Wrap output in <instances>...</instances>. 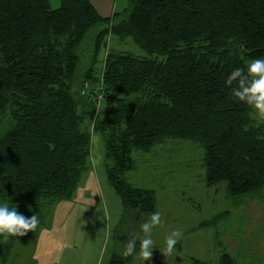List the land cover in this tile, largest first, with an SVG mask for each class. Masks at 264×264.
Here are the masks:
<instances>
[{
  "label": "trees",
  "instance_id": "trees-1",
  "mask_svg": "<svg viewBox=\"0 0 264 264\" xmlns=\"http://www.w3.org/2000/svg\"><path fill=\"white\" fill-rule=\"evenodd\" d=\"M59 2L0 0V201L25 217L69 201L91 169L87 116L104 136L106 180L135 225L157 201L126 180L131 155L168 138L200 146L205 186L223 184L233 208L264 191V125L226 85L232 70L264 57V0H128L106 17L90 0ZM109 37L131 39L143 55L112 50ZM0 240L3 262L12 240ZM190 264L238 263L222 252Z\"/></svg>",
  "mask_w": 264,
  "mask_h": 264
},
{
  "label": "rangeland",
  "instance_id": "rangeland-1",
  "mask_svg": "<svg viewBox=\"0 0 264 264\" xmlns=\"http://www.w3.org/2000/svg\"><path fill=\"white\" fill-rule=\"evenodd\" d=\"M49 3L52 9L60 5L59 0H49ZM127 6L128 0H116L112 2V13ZM108 44L116 52L143 55L131 39L117 41L109 37ZM104 54L103 47L98 59ZM105 107V103L101 104L102 109ZM253 123L264 125L256 120ZM82 127L91 136V170L96 182L86 195L92 192L95 196L89 199L82 194L85 175L69 201H60L46 215H39L36 231L8 239L12 240V247L3 262L0 253V264H96L97 261L109 264L112 255L123 256L124 243L130 237H142L144 222L133 224L132 214H124L106 180L104 136L92 131L90 116L83 120ZM131 156L135 169L126 176L156 190V207L162 214V225L152 234L155 242L152 258L146 262L141 259V263L134 253L131 263L135 257L140 262L136 260L137 264H190L191 258L216 263L220 254L226 252L238 264H264V191L233 208L223 184L214 188L205 186L202 150L191 140L168 138L149 152L134 150ZM227 211V217L221 218ZM213 218L216 219L211 225L200 226ZM173 229L183 231L181 249L175 248L168 256L164 253L165 237ZM2 244L0 240V247Z\"/></svg>",
  "mask_w": 264,
  "mask_h": 264
},
{
  "label": "clouds",
  "instance_id": "clouds-1",
  "mask_svg": "<svg viewBox=\"0 0 264 264\" xmlns=\"http://www.w3.org/2000/svg\"><path fill=\"white\" fill-rule=\"evenodd\" d=\"M226 85L231 88V95L249 109V115L258 123H264V57L250 61L245 68H235L226 79ZM40 224L38 215L30 218L20 214L16 207L9 208L7 204L0 205V236L7 241L10 237H23L37 230ZM162 225V214L155 211L141 225L142 237H130L124 243L122 255L127 258L135 253L144 262L152 258L154 250L153 230ZM183 231L173 229L165 237L164 253L171 256L176 245L182 240ZM137 243L139 251L137 253Z\"/></svg>",
  "mask_w": 264,
  "mask_h": 264
},
{
  "label": "crops",
  "instance_id": "crops-1",
  "mask_svg": "<svg viewBox=\"0 0 264 264\" xmlns=\"http://www.w3.org/2000/svg\"><path fill=\"white\" fill-rule=\"evenodd\" d=\"M91 2H92V5H93V7L96 9V11L102 16V17H106V16H111L113 13V7H112V2H114V1H116V0H90ZM93 174H94V171L93 170H91L90 169V171L86 174V178H85V180H84V185H83V188L85 189L83 192H82V194H83V196L84 195H86V192H88L89 190V188H91V190H93L94 189V187H95V184H96V182L94 181V176H93ZM83 180L81 181V184L83 183ZM126 180H128V182L133 186V187H140V188H144V189H147V188H149V189H152V190H154L155 191V193H156V190L154 189V188H151L150 186H146L145 185V183H143L142 181H136V180H134V181H136V182H134L133 181V179H129L127 176H126ZM80 190V189H79ZM90 193V192H89ZM87 196V198L89 197V199L91 198V197H94L95 195H93V193L91 192V194L90 195H86ZM157 209H158V207H156V211H157ZM119 221V220H118ZM103 250V249H102ZM116 250H117V252H121L120 250H118L117 248H116ZM102 252V251H101ZM100 256V255H99ZM140 258V257H139ZM98 260V259H97ZM132 260V259H131ZM136 260L139 262V259L137 258V257H135L134 259H133V261L135 262V264H137L136 263ZM133 261H132V263H133ZM140 262L142 263V261H141V258H140ZM139 262V263H140ZM131 263V262H130ZM131 263V264H132ZM96 264H98V261H97V263Z\"/></svg>",
  "mask_w": 264,
  "mask_h": 264
}]
</instances>
